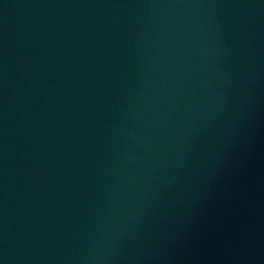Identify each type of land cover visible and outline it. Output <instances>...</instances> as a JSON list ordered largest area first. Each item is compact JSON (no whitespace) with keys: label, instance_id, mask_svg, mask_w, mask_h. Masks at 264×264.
Here are the masks:
<instances>
[{"label":"water","instance_id":"obj_1","mask_svg":"<svg viewBox=\"0 0 264 264\" xmlns=\"http://www.w3.org/2000/svg\"><path fill=\"white\" fill-rule=\"evenodd\" d=\"M0 264H264V0H0Z\"/></svg>","mask_w":264,"mask_h":264}]
</instances>
